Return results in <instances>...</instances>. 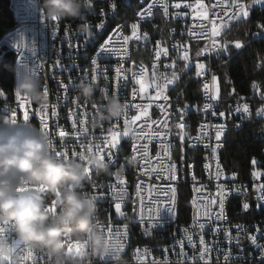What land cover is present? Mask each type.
I'll use <instances>...</instances> for the list:
<instances>
[{
  "label": "built area",
  "instance_id": "obj_1",
  "mask_svg": "<svg viewBox=\"0 0 264 264\" xmlns=\"http://www.w3.org/2000/svg\"><path fill=\"white\" fill-rule=\"evenodd\" d=\"M249 1L239 0L244 7ZM37 2L38 0H8L12 25L6 29L0 28V62L6 53L12 54L13 62L10 80L7 82L6 78L0 77V131H3L2 120L5 117L11 118L13 114L17 123L32 125L33 117H41L48 124L46 131L53 142V147L50 148L52 154L55 156V151L67 148L69 159H76L77 157H71L73 148L79 153L82 150L81 142L87 144L89 140H94V143H103L106 137L110 138L107 129L115 126L114 130L120 136L115 163L110 162L113 174L97 175L91 170L90 178L84 184V190L97 197L98 225L103 226H98V230L111 245H123L119 252L113 254L118 258L115 264H205L199 259L203 247L200 244L201 235L210 249L207 264H264V199H258L261 186L264 185V114H258V110L264 107V101L261 100L264 85L251 82L247 97H222L220 92V97L216 98V81L212 80V76L215 75L218 79V75L214 61L228 54H218L216 51L199 54V59L205 65L203 75L199 76L196 64L187 65V60L183 58L185 51L188 58L201 52L206 45H211L212 39L221 42L225 39L236 41L225 37L224 27H221L220 36L211 39H198L190 34L193 28L200 33L202 29L198 25L201 23L207 26L210 33V21L213 19L217 25H221V19L229 22L233 11L230 8L232 0H202L205 9L197 8L195 12L186 7L195 5V0H92V10L87 14L93 33L90 38L79 32V20L75 21V25H67V20L52 21L47 18L41 22L42 12L37 11ZM177 3L181 5L179 9L175 7ZM213 4L217 7L213 8ZM149 5H152L150 15L145 11ZM225 9H228V15L224 14ZM141 11H144L143 16L138 14ZM201 11H207V20H202L198 15ZM114 12H122V19H114ZM133 23L138 26L136 36L131 27ZM260 25H264L263 17L256 19L253 24L250 34L253 41L264 40V29ZM117 26H120L118 30ZM144 33L148 34L146 39L143 38ZM258 33L260 34L257 35ZM125 36L129 38L127 41L124 40ZM105 41H108L107 46L112 51L97 56L98 49ZM164 49H167L166 54ZM229 49H235L234 45H230ZM157 51L161 52L159 60L156 59ZM57 57L61 59L62 65L74 62L83 70L80 75L87 74L84 81L95 86L93 100L80 97L77 86H70L68 77H77V71L68 73L59 66H54ZM93 58L100 65L95 83L91 80ZM40 63V69H47V76H40L39 70L42 90L45 83L48 88L47 103L43 106L33 103L23 94L17 97L15 91L17 79L23 74L33 75L38 71ZM118 67L121 68L119 77L115 72ZM104 68L107 69L106 73ZM173 72L177 78L164 90L169 100L165 102L162 99H151L156 95V85H163L162 77L171 78ZM105 75L107 79L104 78ZM187 77L189 79L186 83L194 81L198 87L195 89L191 84V92L179 91L178 86ZM61 80L69 85L67 91L58 86ZM79 83L76 80V84ZM205 84L208 85L207 89ZM110 97L118 98L123 105L127 103V109L124 107L120 118L94 126L103 104ZM165 103L170 105L167 112L157 107L158 104ZM245 103L249 105V113L235 111L238 106L242 109ZM205 104L209 105L207 110ZM133 105H144V108ZM185 105L188 107L181 121L180 113L175 109L184 108ZM53 111L56 116L52 115ZM213 112L216 114L213 115ZM220 112H224L225 116L221 117ZM25 114L28 116L27 121L24 120ZM137 116L139 119L132 123ZM125 117L129 121L127 124ZM253 120L256 125L254 137L263 146L259 160L247 177L236 180L225 173L221 163L224 136L230 131H240ZM180 123H184L185 127L179 128ZM217 125L224 126L220 141L215 139ZM60 130L67 133L64 138L59 136ZM125 131L127 136L123 135ZM156 133L161 135L157 136ZM181 135L184 136L183 141L179 139ZM197 137H201V140L198 141ZM161 141L165 146L171 145L170 155L161 147ZM134 143L137 146L148 144L147 167L141 154L137 153L135 165L126 167L122 173L130 176V184H120L121 174L116 175L115 171L127 158L132 157ZM205 144L208 146L205 147ZM217 144L219 147L214 155L213 148ZM184 152L191 154L185 177L181 178L188 189L191 214L188 222L179 223L177 186L180 178L176 156ZM217 163L221 168L219 180L215 179ZM173 164L176 166L175 179H171ZM256 171L260 172L259 178ZM138 183L139 193L136 188ZM217 184L229 189L224 217L221 219H216L214 215L219 212L218 204L210 203L212 199H218ZM155 200L162 203L156 205ZM121 201V212L118 213L115 204ZM244 203L249 204L247 210L243 208ZM142 204L146 217L144 220L140 218ZM165 204H174L175 212L171 217L168 216ZM149 206L161 207V215L168 222L162 226L158 223L150 225L147 219L150 215ZM206 212L213 214L210 220ZM127 215L136 216L135 233H127ZM199 223L206 224L203 232L198 227ZM109 227L112 229L110 240L107 231ZM188 235L192 236L191 244L187 240ZM253 236L256 237L255 243L251 239ZM181 242L186 257L180 255ZM125 244H133V252H125ZM29 251L21 244L15 252V264H34V261L35 264H50L49 258L38 251H32L33 257L27 258ZM225 255L229 257L227 261L224 260ZM40 257L43 259H39ZM92 264H114V259L109 257L101 261L93 258Z\"/></svg>",
  "mask_w": 264,
  "mask_h": 264
},
{
  "label": "clouds",
  "instance_id": "obj_2",
  "mask_svg": "<svg viewBox=\"0 0 264 264\" xmlns=\"http://www.w3.org/2000/svg\"><path fill=\"white\" fill-rule=\"evenodd\" d=\"M92 0H38L37 11L52 21H81L77 25L85 37L93 33L87 21ZM78 95L93 100L95 86L87 81L77 85ZM15 91L33 103H47L41 81L33 75H21ZM124 105L116 97L107 98L94 126L121 117ZM0 131V264H15L13 241L30 251L46 255L50 264H92V259L116 257L105 235L98 230V207L92 195L84 190L86 169L97 175H111L110 162L84 151L76 159L54 156L50 139L32 124H3ZM135 161L127 158L116 175ZM51 198V199H50ZM53 202L55 210H50ZM10 232V236L8 233ZM83 247L73 256L69 245Z\"/></svg>",
  "mask_w": 264,
  "mask_h": 264
},
{
  "label": "snow or ice",
  "instance_id": "obj_3",
  "mask_svg": "<svg viewBox=\"0 0 264 264\" xmlns=\"http://www.w3.org/2000/svg\"><path fill=\"white\" fill-rule=\"evenodd\" d=\"M126 2V0H125ZM256 3H261V4H264V0H255ZM175 7L177 9H179L181 7V5L179 3H177L175 5ZM186 7H190L193 9V11L195 12V10L198 8V9H205V5L202 3V0H195V5H186ZM213 8L217 7L216 4H213L212 5ZM151 8H152V5H149L148 8L145 10L148 12V14L150 15L151 14ZM230 8L233 9L232 11V15L229 17V21H232V20H239L242 16L243 17H247L248 16V11L245 10L244 8V5L241 4L239 2V0H232V4L230 5ZM167 11V7L165 6V12ZM140 16H143L144 15V11H141L140 13H138ZM224 14L225 15H228V9H225L224 10ZM198 15L202 18V20H207L208 19V14H207V11H201L198 13ZM216 15H219L218 13ZM45 20V16L43 13H41V22H44ZM211 23V32L209 33L208 31V28L207 26H205L203 23L199 24L198 27L200 29H202V31L200 33H197L195 31V28H193L192 32L190 33L191 35H194V36H197L198 39H202V38H205V37H208L209 39H211L212 37H218L221 35V27H224L225 31L227 30V23L226 21H224L223 19H221V25H217L215 19H213L212 21H210ZM120 26H117V30L119 29ZM132 27V30H133V35L136 36V33H137V24L133 23L131 25ZM261 29H264V25H260ZM116 31V30H114ZM260 33H258L257 35H259ZM53 35L55 36V33H53ZM147 33H144V37L143 38H147ZM138 39H140L141 37H137ZM109 39H111V37H109ZM129 38L128 37H124V40L127 41ZM108 41H105L104 45H102L96 55L97 56H100L101 53H108L110 51H112L108 46ZM230 45H234L235 49H241L242 47H244V44L242 43V41L240 40H236V41H228V40H224V41H217L215 39H212L211 41V45L210 46H205L204 49L201 50V52H198V55L203 53V52H209V51H216L218 54L219 53H224L225 55L228 54V51H229V47ZM164 52L165 54L167 53V49H164ZM161 55V52L157 51L156 52V59L159 60V57ZM183 58L185 60L188 59V53L187 51H185L183 53ZM92 65L94 66L93 69H92V77H91V80L93 83L96 82L97 78H98V70L100 69V65L98 64V61L97 59L93 58L92 61H91ZM262 64H264V61H261ZM41 64H39L38 66V71L34 72L33 73V76H35L36 78L39 79V70L41 68ZM54 66H59L61 68L62 71H67L68 73H71L73 70H76L77 71V77H72L71 75H69L68 77V80L70 82V86L72 87H76L77 84H76V80H79L80 82H83L86 78H87V74L84 73V75H80L81 72H83L82 69H79V66L77 64H75L74 62L70 63L69 65H62L61 64V59L59 57H57V59L55 60V65ZM156 65L154 64L153 65V68H155ZM197 68H198V72H197V75H203V70L205 68V65L204 64H198L197 65ZM103 71L106 73L107 72V69L104 68ZM115 72L117 74V77L120 76L121 74V68H116L115 69ZM105 79H107V76L105 75L104 77ZM176 73L173 72L172 73V76L171 78H168L167 76H163L162 79L164 80V83L163 85L161 84H157L156 85V88H157V92H156V95L154 97H152L151 99L153 100H164L165 102H167L169 100V97L165 94V89L168 87V85L172 84L173 81L176 79ZM217 77L215 75L212 76V80L213 81H216ZM40 80V79H39ZM58 86L60 87H64L65 91H67L69 85L68 84H65L63 82V80L59 81L58 82ZM208 88V85L205 84V89ZM143 90V88H142ZM43 92H44V95L45 97L48 96V88H47V85L46 83L44 84V87H43ZM21 94L19 92H16V96L19 97ZM136 99V92H135V89L133 90V100ZM261 100L264 101V94L261 95ZM179 104V100H177V105ZM134 107H137V108H141L143 109L144 108V105H133ZM93 107H96L95 105H93ZM124 107L127 109L128 107V104L126 103L124 105ZM158 108H160L162 111L164 112H167V109L170 107V105H168L167 103L165 104H158L157 105ZM188 106L185 105L184 108H180V107H177L175 109V111L179 112L180 113V120L183 121L184 119V112H185V109L187 108ZM205 110L208 109L209 105L208 104H205ZM243 111L244 113H249L250 109H249V105L247 103H245L243 105V108L241 109L239 106L235 109L236 112H240V111ZM216 113L213 112V115H215ZM258 114H264V107H261L259 110H258ZM53 116H56V112L53 111L52 113ZM219 115L221 117H224L225 116V113L224 112H220ZM28 119V116L27 114H25L24 116V120L27 121ZM139 117H135L133 119V121H131L132 123L135 122V120H138ZM125 122L126 124L129 123V121H127V118L125 117ZM154 123H156V121H153ZM2 123L3 124H16L17 123V120L15 118V114L12 115L11 118L9 117H5L3 120H2ZM165 123H167V120H165ZM73 127L75 128V123L73 125ZM179 128H184L185 127V124L184 123H180L178 125ZM47 128H48V124L46 122V120H42L41 121V131L44 132L47 136H48V133H47ZM217 128V131H216V135H215V139L216 141H220L221 139V132L224 128L223 125H217L216 126ZM115 126H111L107 129V133H108V136L110 138H105L103 140V143H94V140H89V142L87 144H84L83 142L80 143V148L82 149L79 153L75 150V148H73L71 150V157L72 158H75L78 156V154L84 152V151H87L89 153H93L95 155H97L101 160H104V161H108V162H111V163H115V160H116V156H115V153L119 151V148H118V144H119V139L118 137L120 136V133L115 131ZM67 135V133L64 131V130H60L59 131V136L61 138H64L65 136ZM123 135L127 136L128 133L127 131H125L123 133ZM157 136L161 135L160 133H156ZM206 135V134H205ZM179 139L181 141L184 140V136L181 135L179 137ZM198 141L201 140V137H197L196 138ZM208 145L205 144V147H207ZM53 147V142L50 140V148ZM161 147L165 149V152L166 154H169L170 155V148H171V145H164L163 142L161 141ZM219 147V144L216 145L215 148H213V154L215 155V152H216V148ZM68 152L69 150L67 148H64L63 151H55V156L57 157H61V158H64V159H69V155H68ZM137 153L141 154V159L145 161V167H147V157H148V144L147 143H144V144H141L139 146H137L135 143L133 144V155L131 157V159H133L134 161H136L137 159ZM255 163V161H253ZM205 167L207 168L208 165H205ZM175 168L176 166L173 164L171 165V169H172V176H171V179H175ZM217 170H216V173H215V179L216 180H219L220 177H221V168H220V165L219 163H217V166H216ZM86 174H87V178H90V175H91V169H86ZM234 178V177H233ZM193 180H195V176H193ZM120 184H124V181L123 180H120L119 181ZM94 187L98 188L99 186H95ZM115 187V186H113ZM136 188H137V193H139V190H140V184L138 183L136 185ZM216 189H217V197L218 199H212L211 200V204L213 205H216L218 204V207H219V212L215 213V218L216 219H221L224 217V208H225V199H226V196H227V193L229 191V189L225 186V185H222V184H217L216 185ZM175 191V189H173V192ZM167 193H165L166 195ZM94 199L96 200L97 197L96 196H93ZM258 199H264V185L261 186V191H260V195L258 196ZM121 202H117L115 204V208H116V211L118 213L121 212ZM162 202L159 201V200H155L154 201V204L156 205H160ZM167 213H168V216L171 217L172 215H174V212H175V208H174V204L172 206H168L167 204L164 205ZM243 208L245 210H247L249 208V204L248 203H244L243 204ZM52 211L55 210V203L53 202V205L51 207ZM161 207L157 206L155 208H153L152 206H149L148 207V213L150 214L147 219L150 223V225H152L153 223H158L160 224L161 226L164 224V223H167L168 220L161 215ZM152 213H154V215H152ZM122 214V213H121ZM206 215L209 217V220L211 219V216L213 214L211 213H207L206 212ZM140 218L141 220H144L146 217L144 216V207H143V204L141 205V208H140ZM99 227L103 228L102 225H98ZM198 227L199 229L201 230V232H203V230L205 229L206 227V224L205 223H199L198 224ZM238 228L241 227V226H237ZM108 231V234H109V240L111 239V233H112V229L109 227L107 229ZM214 231H218V230H214ZM5 235V229L4 228H0V236H3ZM8 235L10 236V232L8 233ZM252 241L253 243H255V240H256V237L253 236L252 238ZM187 240L189 242V244L192 243V236L191 235H188L187 236ZM108 241V240H107ZM109 243V241H108ZM200 244L203 246L200 253H199V259L204 261L205 264H207V253L209 252V248L208 246L205 244V241H204V237L203 235L200 236ZM13 246L15 248V252L17 251V249H19L21 247V244L19 242H16V241H13ZM109 246L111 247L112 251H113V254L119 252L123 245L122 244H115V245H111L109 243ZM83 247L82 244H77L75 246V252L78 253L79 250ZM68 251L70 254H73V246L69 245V248H68ZM180 255H183V256H187L186 253L183 252V242H181V253ZM33 257V252L32 251H29L28 252V257L27 258H32ZM26 258V259H27ZM39 259H43V257H40ZM193 259H195V257H193ZM229 259L228 255H225L224 256V260L227 261ZM10 264V262H9ZM34 264H35V261H34Z\"/></svg>",
  "mask_w": 264,
  "mask_h": 264
},
{
  "label": "trees",
  "instance_id": "obj_4",
  "mask_svg": "<svg viewBox=\"0 0 264 264\" xmlns=\"http://www.w3.org/2000/svg\"><path fill=\"white\" fill-rule=\"evenodd\" d=\"M259 17L264 18V8L254 7L250 15L245 20L232 22L225 31V37L233 40H240L244 44L241 49H229L228 56L221 57L214 61L220 84L222 97L231 96L233 98L247 97L249 95V85L256 81L264 85V40L253 41L250 34L253 24ZM12 25V16L8 7V0H0V28L6 29ZM13 56L6 53L0 62V77L6 78L7 82L12 76ZM184 78L178 90L191 92L190 86L194 83H186ZM186 86L184 87V84ZM192 128V125L188 128ZM256 125L254 120L244 125L238 132H227L224 136V146L221 152V163L224 171L236 180H243L254 168V162L259 160L262 143L255 137ZM179 162L180 184L177 186L178 206L177 221L186 223L190 219V206L188 199V189L186 184L181 182L182 176L185 177L186 166L191 159L188 152L177 155ZM247 215V213H245Z\"/></svg>",
  "mask_w": 264,
  "mask_h": 264
},
{
  "label": "bare ground",
  "instance_id": "obj_5",
  "mask_svg": "<svg viewBox=\"0 0 264 264\" xmlns=\"http://www.w3.org/2000/svg\"><path fill=\"white\" fill-rule=\"evenodd\" d=\"M114 19H122V12H114ZM67 25H75V21H68ZM40 76H47V69H40ZM41 117H33V125L37 128L41 127ZM121 180L124 184H130V176L121 174ZM136 216L127 215V233H135ZM125 252H133V244H125Z\"/></svg>",
  "mask_w": 264,
  "mask_h": 264
},
{
  "label": "rangeland",
  "instance_id": "obj_6",
  "mask_svg": "<svg viewBox=\"0 0 264 264\" xmlns=\"http://www.w3.org/2000/svg\"><path fill=\"white\" fill-rule=\"evenodd\" d=\"M254 7H263V8H264V4L256 3L255 0H250V1L247 3L246 7H244L245 10L248 11V13H249L248 16H247L246 18L242 16L239 20H232V21H229V22L227 23V26H229V24H231L232 22H237V21H240V20H245V19H247V18L249 17V15H250L251 10H252ZM197 55H198V53L191 55V56L187 59V61H186L187 65H190V64H196V68H197V65H198V64H201V63L203 64V60H200V59H199L200 55H198V56H197ZM197 69H198V68H197ZM215 96H216V98H219V97H220V89H219L218 79L216 80ZM256 175H257V177L259 178V177H260V172H259V171H256ZM73 256H74V257L77 256V253L75 252V247H73Z\"/></svg>",
  "mask_w": 264,
  "mask_h": 264
}]
</instances>
